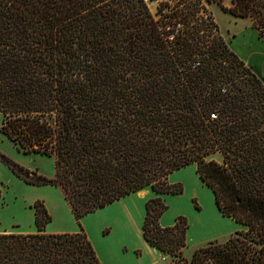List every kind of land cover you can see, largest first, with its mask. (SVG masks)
I'll return each mask as SVG.
<instances>
[{"label": "trees", "instance_id": "1", "mask_svg": "<svg viewBox=\"0 0 264 264\" xmlns=\"http://www.w3.org/2000/svg\"><path fill=\"white\" fill-rule=\"evenodd\" d=\"M252 19L264 0H0V129L54 174L7 157L26 181L60 186L74 216L150 187L144 238L176 264H264V82L229 47L207 7ZM219 152L221 160L209 157ZM194 162L221 214L242 226L183 256L188 221L162 225L168 174ZM1 196V186H0ZM0 232V264H103L82 225Z\"/></svg>", "mask_w": 264, "mask_h": 264}, {"label": "rangeland", "instance_id": "2", "mask_svg": "<svg viewBox=\"0 0 264 264\" xmlns=\"http://www.w3.org/2000/svg\"><path fill=\"white\" fill-rule=\"evenodd\" d=\"M147 1L150 9L155 11L160 0ZM221 3L224 6H229L231 1L222 0ZM207 7L218 25L219 32L226 40L229 47L231 48L229 43V39L231 38L232 41L230 42L234 48L242 52L245 57L248 56L252 58L256 62L258 70L259 66H261L260 69H264V37L258 34L257 28L252 23V19L246 16H236L225 11L221 7V4H218L216 1L208 3ZM244 63L249 66L248 63ZM2 117L3 115L0 112V125ZM3 157H7L24 168L43 174L47 177H51L54 174V157L52 155L36 151L25 152L0 129V232L35 231L33 203L37 199L44 203L50 214V219L44 227L48 232L79 230L80 225L83 224L82 220L89 214L95 212H88L83 215L82 219L78 220L72 213L59 185L49 182L37 183L26 181L24 177L17 174L11 168ZM209 157L221 160L219 152L211 153ZM191 165H194L193 167H195L194 169L196 170V164L194 162L185 166L190 167ZM184 168L185 167H180L170 172V175L176 173L174 174V177H176L175 181H180L182 183L183 190L180 193L175 194H162V198L168 204L163 213L168 212L167 214L170 216L171 214H174V218L179 214H183L187 218L188 227L186 232V244L183 247L182 253L185 258L189 259L194 249L203 245L208 239H224L230 234V232H221L222 229H227L230 223V220H228L229 218H231L233 222L237 221L230 216L224 215L225 217L223 218H227L228 220L224 226L214 228L210 231H202V227L204 226L203 223L206 221L203 219V216L199 215V213L202 214L203 212H208L209 214V212H212V203L216 212L221 213V211L216 205L211 187L203 183V186L209 190V196L204 189L198 186V184L202 185V181L198 179L199 175L197 178H194L189 177L184 173L177 172ZM172 176L173 175L169 176L168 174V180L170 182H173L171 179ZM144 188H147L148 190L146 196L151 197L156 195V192L150 187V185H147ZM140 191L141 190H139V192ZM124 215L127 216L124 210L110 208L105 215L94 216L91 219V223L94 229L97 228L99 223L106 220V218H109L113 222L120 223L130 240L120 242L119 246L126 242L132 245L141 240L140 233L137 232L139 231V228H136L134 219L130 217V221H128L125 219ZM111 229V226L106 223H103L100 226V231L104 235H106L108 231L110 232ZM97 245L102 252V255L109 257L113 262L121 261V264H148L149 261H154L155 263L153 264H176L170 254L158 251L157 256H155L152 249L149 248L144 249L139 256L132 250H130L131 253H125L127 251L122 249L125 251L123 252L119 246L115 249L117 245L116 242L111 245L112 247H109L106 239L97 240ZM124 247H127V244H125ZM138 250V252H141V248H138ZM132 252L137 255V258H134Z\"/></svg>", "mask_w": 264, "mask_h": 264}, {"label": "crops", "instance_id": "3", "mask_svg": "<svg viewBox=\"0 0 264 264\" xmlns=\"http://www.w3.org/2000/svg\"><path fill=\"white\" fill-rule=\"evenodd\" d=\"M231 38L229 39V43L231 46V49L239 56V58H241L244 62L248 63L250 68L256 73L257 76H259L263 82H264V69H260L261 66H259V70L256 67V62L248 57V56H244V54L242 52H240L239 50H237L236 48H234L231 44ZM194 165H191L190 167H186V166H182L185 167L184 169L177 171V172H181L184 173L186 175H188L189 177H194L197 178L198 174H197V170H195L193 167ZM195 170V171H194ZM173 173L171 175H173L171 177V179L173 180V182L176 180V177H174ZM169 174V176H171ZM198 179H200V177L198 176ZM200 181H202L200 179ZM203 181H202V185L198 184V186H200L202 189H204L208 195L210 196L209 190L203 186ZM148 190L147 188H144L143 190H141L139 192L135 191V192H130L126 195H123L115 200H113L112 202H109L107 204H105L102 207H99L93 211L90 212H94L92 214H89L88 216L85 217V219H83L82 221V225L83 228L85 230V232L87 233L88 237L90 238L96 252L97 255L99 256V258L101 259L103 264H121V261H111L109 259V257L102 255V252L99 250L98 245H97V240L99 239H106L107 241V245L109 247H112L111 245L113 243H117L116 248H118L120 242L124 241V240H130V238H128L127 234H125V229L123 228V226L118 223V222H113L112 220H110L109 218L106 220H103V222L99 223L97 225V228L94 229L92 223H91V219L94 216L97 215H105L106 212L112 208V209H122L126 212L127 216L124 215L125 219L130 221V217L132 219L135 220V225L136 228H139V231H137L138 233H140V237L141 240H139V242L134 243L132 245H130L129 243H123L122 245L119 246V248L125 249L127 252H125L124 250H122L125 253H131L130 250L135 251L137 255H141L142 251L144 249H152L153 253L155 256H157V252L159 251V249H157L155 246L151 245L143 236L142 234V222L144 219V215H145V211H146V207H145V202L146 200L150 197V196H146ZM152 197V196H151ZM212 212H203L202 214L199 213V215L203 216V219L206 221L205 223H203V227H202V231H210L214 228H219L225 225L226 222H228V220H230L229 225L227 227V229H222L221 232H232L233 230L240 228V226H242L241 224H239L238 222H233L231 220V218H229L227 220V218H223L225 216H223L221 213L216 212L213 203H212ZM99 209V210H98ZM97 210V211H96ZM168 212L162 213L159 217V221L162 225H167V224H171L173 223L175 220L174 218V214H171V216L169 214H167ZM83 217V216H82ZM82 217L80 219H82ZM213 222V223H212ZM109 224L111 226V231L104 235L102 234V232L100 231V226L101 224ZM217 223V224H216ZM138 230V229H137ZM219 233V232H216ZM104 235V236H103ZM125 244H127V247H124ZM131 246V248H130ZM138 248H141V252H138ZM132 255L134 256V258H137V255H135V253L132 252ZM155 263L154 261H149L148 264H153Z\"/></svg>", "mask_w": 264, "mask_h": 264}]
</instances>
